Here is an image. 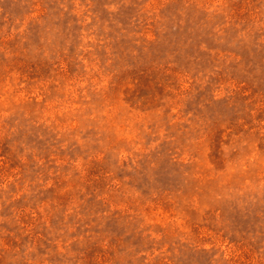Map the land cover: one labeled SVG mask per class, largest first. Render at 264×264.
<instances>
[{"label":"rangeland","instance_id":"1","mask_svg":"<svg viewBox=\"0 0 264 264\" xmlns=\"http://www.w3.org/2000/svg\"><path fill=\"white\" fill-rule=\"evenodd\" d=\"M0 264H264V0H0Z\"/></svg>","mask_w":264,"mask_h":264}]
</instances>
